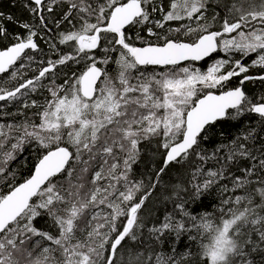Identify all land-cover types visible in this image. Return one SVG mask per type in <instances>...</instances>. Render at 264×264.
Here are the masks:
<instances>
[{
  "label": "snow or ice",
  "instance_id": "obj_1",
  "mask_svg": "<svg viewBox=\"0 0 264 264\" xmlns=\"http://www.w3.org/2000/svg\"><path fill=\"white\" fill-rule=\"evenodd\" d=\"M25 7L36 23L0 12V117H25L0 120V264H264V95L244 87L264 83V0ZM56 8L48 44L57 58L31 69ZM5 21L23 33H10ZM206 59L205 69L197 66ZM70 64L78 70L57 83ZM254 68L259 75L249 74ZM38 92L48 95L30 99ZM246 115L256 126L231 139L216 131ZM153 142L160 166L134 178L141 145ZM33 145L28 174L18 179L9 165ZM172 171L184 182L165 186L171 194L160 203L172 208L157 215L146 202ZM214 188L221 199L213 211L195 212L191 205ZM183 237L189 243L178 251Z\"/></svg>",
  "mask_w": 264,
  "mask_h": 264
},
{
  "label": "trees",
  "instance_id": "obj_2",
  "mask_svg": "<svg viewBox=\"0 0 264 264\" xmlns=\"http://www.w3.org/2000/svg\"><path fill=\"white\" fill-rule=\"evenodd\" d=\"M28 3V0H0V12H3L6 16L7 15H12L17 21L19 22H29V23H36L32 17V15L29 13L28 9L25 7V5ZM63 7V6H62ZM60 8H56L54 10V13L52 15H49L48 13H45V15H49V26L53 29L51 33H47L46 35L42 34L41 38L37 40V43L39 44V47L42 49V52L40 53H31L36 57V62H33L31 64V69H35L38 66V62L43 59H56L57 56L53 52L49 50V44L48 41L49 39L56 37L57 30L55 28V25L53 23L54 20L59 19V16L57 13L60 12ZM155 15V14H154ZM155 18H159L158 15L155 16ZM5 26L8 28L10 33H23V29L20 28L17 24L10 23L8 21H5ZM171 26H178V24H173ZM193 26H195L193 24ZM68 25H64L60 30L63 31L66 29ZM132 34H135V29L131 30ZM166 31V29H165ZM142 36H145V38L148 39H154L151 37L147 36L146 29L142 30L140 33ZM163 34V33H162ZM55 42L58 44V38L55 40ZM7 43V41H5ZM3 45L0 44V47ZM60 49L67 51L68 46L66 45H58ZM101 52H97V55H101ZM222 55V54H221ZM236 58H239L237 56ZM254 56H250L248 59H246L244 62L248 63L251 59H253ZM215 59V57H213ZM212 61L211 60H205L198 62L197 66L200 67L201 69H205L208 64H210ZM109 73L113 76L116 77L118 73V66L115 64H110L107 66ZM77 66L75 64H70L68 67L63 68L61 71L57 73V83H62L64 79V73L67 72L71 74L73 71H77ZM22 71H25L27 75L30 77L34 73L30 69H24ZM251 75H259L260 74V69L254 68L250 70ZM237 83L236 79H233L232 85H235ZM246 91L250 96L253 98L258 97L260 95H264V83H261L260 81H255V82H246L244 85ZM47 92H44L43 95L41 93H34L30 96V99H37V100H42L43 96H47ZM2 103V102H0ZM6 111L8 112H17V105L15 104H9ZM21 111H24L21 109ZM36 111L35 109H31L25 112V115L31 116L32 112ZM24 115H17L15 117L13 116H6V117H0V120H3L4 122H14V123H19L24 119ZM256 120L257 117L255 115L252 116H244L241 118L239 123L229 121L227 124L223 125V128L218 125L216 131L219 132L223 130L226 134H229V139H231L232 135H236L238 131L244 127V126H256ZM234 125V126H233ZM260 136H264V132L260 133ZM257 145L260 143V140L257 139L254 141ZM203 147H207L209 151H211L213 144L209 143L206 145H203ZM34 148L35 146H26L25 151L20 154L17 158V160L13 161L9 167L11 169H14L17 174V178H21L22 176H26L28 174V169L31 166V163L33 161V156H34ZM142 148V154H141V160L140 162L134 166L135 171L137 173V176L134 178H139V174L143 172H150L153 164L156 165V167L160 166V157L156 155L155 157L153 156V153L156 151V145L155 142L152 144H147L144 143L141 145ZM243 166V165H242ZM239 175V173H236ZM184 182V177L179 176L175 171L170 172L169 175L163 177L162 185L161 187L157 188L154 192V195L152 197V201L146 202L147 209L153 210L156 212L157 215L162 214L163 210L165 207H167L169 210L172 208L171 202H164L163 204L160 203V200L164 195H170L171 194V188L170 187H165L166 185L170 184H176V183H182ZM229 195L228 193L224 194ZM221 199V195L218 194L216 189H212L210 194H206L204 197H202L201 202L197 204H192L191 208L195 212H201V211H209L212 212L213 208L212 205H217ZM155 202V206L154 203ZM44 221H41L38 226H43ZM195 235V232L192 233ZM189 243L187 241L186 237H183L179 244L177 245L178 251H183L185 244ZM168 244H165L164 250H168ZM192 250L196 251L198 250V244H193L192 245Z\"/></svg>",
  "mask_w": 264,
  "mask_h": 264
}]
</instances>
